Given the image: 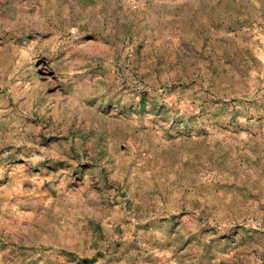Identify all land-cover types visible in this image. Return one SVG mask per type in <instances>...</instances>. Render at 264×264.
<instances>
[{
    "label": "rangeland",
    "instance_id": "1",
    "mask_svg": "<svg viewBox=\"0 0 264 264\" xmlns=\"http://www.w3.org/2000/svg\"><path fill=\"white\" fill-rule=\"evenodd\" d=\"M0 264H264V0H0Z\"/></svg>",
    "mask_w": 264,
    "mask_h": 264
}]
</instances>
